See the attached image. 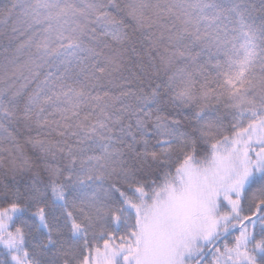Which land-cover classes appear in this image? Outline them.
I'll use <instances>...</instances> for the list:
<instances>
[{
	"label": "snow or ice",
	"instance_id": "1",
	"mask_svg": "<svg viewBox=\"0 0 264 264\" xmlns=\"http://www.w3.org/2000/svg\"><path fill=\"white\" fill-rule=\"evenodd\" d=\"M0 264H264V0H0Z\"/></svg>",
	"mask_w": 264,
	"mask_h": 264
}]
</instances>
